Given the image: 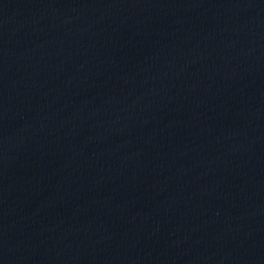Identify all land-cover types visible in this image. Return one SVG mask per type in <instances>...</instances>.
Segmentation results:
<instances>
[{"label": "water", "instance_id": "95a60500", "mask_svg": "<svg viewBox=\"0 0 264 264\" xmlns=\"http://www.w3.org/2000/svg\"><path fill=\"white\" fill-rule=\"evenodd\" d=\"M0 264H264V0H0Z\"/></svg>", "mask_w": 264, "mask_h": 264}]
</instances>
